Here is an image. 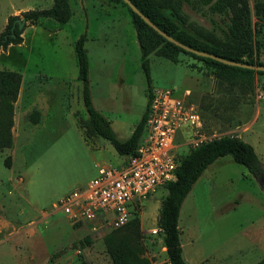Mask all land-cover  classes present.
<instances>
[{
	"label": "rangeland",
	"instance_id": "rangeland-1",
	"mask_svg": "<svg viewBox=\"0 0 264 264\" xmlns=\"http://www.w3.org/2000/svg\"><path fill=\"white\" fill-rule=\"evenodd\" d=\"M122 1L70 0L72 16L66 23L26 20L22 41L0 48V71L19 76L14 97L0 106V264H114L110 244L124 238L149 264H169L158 227L164 186L130 204L128 220L138 217L135 230L128 228V220L120 226L100 218L73 220L54 207L93 178L98 167H118L124 158L87 128L74 51L81 34H86L92 105L110 121L117 137H128L145 109L147 80ZM247 1L252 39L259 43L252 61L264 63V21L253 14L255 0ZM52 3L0 0V33L11 16L15 21L26 10ZM183 11L190 22L222 37L221 18L205 8L184 5ZM164 52L169 54L160 45L148 55L153 91L170 89L185 96L197 107L204 134L239 136L253 147L264 169V74L254 71L250 82L229 84L201 60ZM32 114H38L37 123ZM187 150L178 148L182 155ZM260 180L230 155L204 170L179 213L188 264H251L264 256Z\"/></svg>",
	"mask_w": 264,
	"mask_h": 264
},
{
	"label": "trees",
	"instance_id": "trees-1",
	"mask_svg": "<svg viewBox=\"0 0 264 264\" xmlns=\"http://www.w3.org/2000/svg\"><path fill=\"white\" fill-rule=\"evenodd\" d=\"M130 1L162 31L191 48L218 55L231 61L264 65L259 61H252V55L254 51L259 49V43L252 39L250 9L247 0ZM69 2L70 0H53L52 5L48 8L24 11L23 17L31 23L41 18H51L58 23H66L72 16ZM123 3L127 6L135 30L140 49L141 66L147 80V100L144 112L128 137L124 139L117 137L110 121L92 105L88 85L89 60L84 45L86 34H81L74 42L78 67L77 78L82 83V100L87 113V128L90 130V134L93 133V135L109 141L119 155L132 156L136 153L144 130L147 107L153 95L148 55L160 45L169 53L164 52L165 55L175 57L178 52H183L203 61L214 68L217 77L229 84L250 82L249 76L254 71L258 74H264V71L261 70L228 65L210 57L200 56L184 50L160 35L125 2ZM184 5L193 8H205L208 14L221 18L225 24V29L221 30L222 37L213 30H206L190 22L183 11ZM253 14L260 21H264L263 0L254 1ZM14 19L15 17L11 16L6 29L0 33V48H5L10 43L18 44L22 41V30L18 28V23L13 26ZM12 34L14 35L12 36ZM18 82L19 76L16 72L0 71V106L14 97ZM30 118L32 122H38V114H32ZM224 155H230L234 162L246 166L259 179L264 178V169L253 147L237 135L225 134L210 138L196 146H190L184 155H179L175 179L162 185L166 189V193L161 199L158 214V227L162 231V241L169 264H188L182 254L178 226L180 208L185 197L204 170ZM137 222L138 217L135 214L128 220V228L135 230ZM111 241L110 243H112ZM109 252L114 264H149L145 258H140L136 254L130 246V240L127 238L121 239L115 244H110ZM81 264L87 263L82 262ZM251 264H264V256Z\"/></svg>",
	"mask_w": 264,
	"mask_h": 264
},
{
	"label": "built area",
	"instance_id": "built-area-1",
	"mask_svg": "<svg viewBox=\"0 0 264 264\" xmlns=\"http://www.w3.org/2000/svg\"><path fill=\"white\" fill-rule=\"evenodd\" d=\"M210 138L203 133L200 113L191 101L170 89L154 90L135 155L123 156L118 167H98L93 178L62 196L54 207L73 220L100 218L120 226L129 218L130 204L175 179L178 156L182 155L178 148Z\"/></svg>",
	"mask_w": 264,
	"mask_h": 264
},
{
	"label": "water",
	"instance_id": "water-1",
	"mask_svg": "<svg viewBox=\"0 0 264 264\" xmlns=\"http://www.w3.org/2000/svg\"><path fill=\"white\" fill-rule=\"evenodd\" d=\"M123 2H125L135 13H137L150 27H152L155 31H157L160 35H162L164 38H166L168 41L180 46L181 48H183L184 50L193 52L197 55L200 56H205V57H210L214 60L223 62L225 64L228 65H234V66H239V67H243V68H248V69H253V70H261L264 71V65H256V64H250V63H243V62H236V61H231L225 58H222L218 55H214V54H210L204 51H200L194 48H191L183 43H181L180 41L176 40L175 38H173L172 36H170L169 34H167L166 32L162 31L158 26H156L147 16H145L130 0H123ZM26 21V19L23 17L21 19H16L13 22V26L18 23V28L21 29L24 22ZM13 29V27L11 28V30ZM14 34H12L13 36ZM260 181L261 185L263 186L264 189V178H262Z\"/></svg>",
	"mask_w": 264,
	"mask_h": 264
},
{
	"label": "crops",
	"instance_id": "crops-1",
	"mask_svg": "<svg viewBox=\"0 0 264 264\" xmlns=\"http://www.w3.org/2000/svg\"><path fill=\"white\" fill-rule=\"evenodd\" d=\"M41 111H42V110H41ZM44 114H45V113L42 112L41 119H42V117H43ZM41 119H40V120H41ZM42 120H43V119H42ZM40 122H41V121H40ZM179 220H180V219H179ZM179 220H178V226H179ZM179 229H180V228H179ZM180 237H181V236H180ZM180 240H181V238H180ZM181 246H182V248H183V243H182V241H181ZM182 250H183V249H182Z\"/></svg>",
	"mask_w": 264,
	"mask_h": 264
}]
</instances>
